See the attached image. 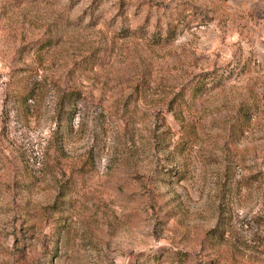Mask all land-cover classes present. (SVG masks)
<instances>
[{
	"label": "rangeland",
	"instance_id": "obj_1",
	"mask_svg": "<svg viewBox=\"0 0 264 264\" xmlns=\"http://www.w3.org/2000/svg\"><path fill=\"white\" fill-rule=\"evenodd\" d=\"M176 262L264 264V0H0V264Z\"/></svg>",
	"mask_w": 264,
	"mask_h": 264
},
{
	"label": "trees",
	"instance_id": "obj_2",
	"mask_svg": "<svg viewBox=\"0 0 264 264\" xmlns=\"http://www.w3.org/2000/svg\"><path fill=\"white\" fill-rule=\"evenodd\" d=\"M174 257H176V259H178L179 260V262H180V260L182 259V257H183V254H174ZM179 262H176V263H174V264H179Z\"/></svg>",
	"mask_w": 264,
	"mask_h": 264
}]
</instances>
